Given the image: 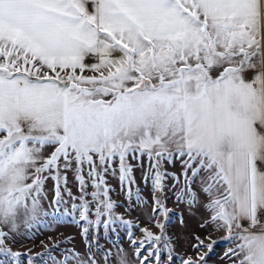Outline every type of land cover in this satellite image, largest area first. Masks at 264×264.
<instances>
[{
	"label": "snow or ice",
	"instance_id": "obj_1",
	"mask_svg": "<svg viewBox=\"0 0 264 264\" xmlns=\"http://www.w3.org/2000/svg\"><path fill=\"white\" fill-rule=\"evenodd\" d=\"M109 177L156 231L116 213ZM169 199L264 264V0H0V264H132L121 228L135 264H175ZM48 220L84 250L7 247ZM194 239L180 264H207L217 241Z\"/></svg>",
	"mask_w": 264,
	"mask_h": 264
},
{
	"label": "rangeland",
	"instance_id": "obj_2",
	"mask_svg": "<svg viewBox=\"0 0 264 264\" xmlns=\"http://www.w3.org/2000/svg\"><path fill=\"white\" fill-rule=\"evenodd\" d=\"M147 163L148 162L145 161V166H147ZM168 170L169 172H178L179 163H177L175 167L168 166ZM68 179L73 193L78 194L71 173L68 174ZM135 179L142 198L148 200L150 204V191L141 182L140 169L135 171ZM109 183L114 189L111 194L112 200H114L117 205H122L115 209L116 213L129 223L134 225L139 224L140 227H149L150 230L156 231V229L151 228L150 225H146L145 223L149 218L148 212L150 209L137 205L134 198L133 201L129 203L125 192L121 190L118 179L109 177ZM51 184L52 182L49 181L47 185L49 199H51L52 196ZM132 190L135 192V187H133ZM45 206L47 207V205ZM168 208L171 209V214L167 223V231L173 238L175 244L174 255L177 258L175 264H180V258L187 260L188 257H191L195 260L197 256L204 255V253H198L193 250L192 246L196 243L194 239L196 236L201 239H204L205 236H210L211 240L217 241L213 251L206 255L207 264H232V261L225 255L230 247L225 239V234L223 232L214 231L211 226L201 227V224L205 222L207 217V213L202 208L197 207L190 210L185 204H177L171 199L168 201ZM181 218L183 222H181ZM160 219L161 221L164 220L163 217ZM118 233L123 249L132 261V264H135L133 249L128 242L126 230L122 228L118 229ZM100 234L103 235V232L101 231ZM135 236L137 239H140V232L135 231ZM68 240H72L73 243L68 244ZM112 240H115V236H112ZM100 242L102 245L107 246L105 240L102 239ZM205 243L207 244L209 241L205 240ZM56 244L61 245V248L74 246L83 251L84 243L81 238V229L69 220H48L42 222L39 227L21 226L19 231L14 234L13 238L7 242V247L13 252L28 253L30 257H35L39 253L46 252L48 248H52ZM24 264H27V261H25ZM41 264H43V262H41Z\"/></svg>",
	"mask_w": 264,
	"mask_h": 264
}]
</instances>
